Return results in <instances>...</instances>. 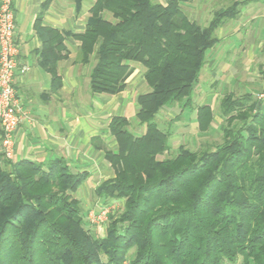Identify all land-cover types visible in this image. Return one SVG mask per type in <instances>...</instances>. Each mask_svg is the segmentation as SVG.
Instances as JSON below:
<instances>
[{"label": "trees", "instance_id": "obj_1", "mask_svg": "<svg viewBox=\"0 0 264 264\" xmlns=\"http://www.w3.org/2000/svg\"><path fill=\"white\" fill-rule=\"evenodd\" d=\"M91 1L85 31L73 35L78 62L94 63L90 93L122 92L133 63L150 89L136 101L141 136L126 118L109 124L116 149L105 158L115 177L96 195L124 200L123 210L108 217L100 238L73 196L86 172H72L61 158L43 165L0 155V264H264V104L253 102L214 149L180 147L162 160L170 135L154 122L167 105L192 102L216 31L252 0L233 1L205 26L181 9L194 0ZM240 106L232 96L221 101L228 122ZM213 120L208 106L197 109L199 131Z\"/></svg>", "mask_w": 264, "mask_h": 264}, {"label": "crops", "instance_id": "obj_2", "mask_svg": "<svg viewBox=\"0 0 264 264\" xmlns=\"http://www.w3.org/2000/svg\"><path fill=\"white\" fill-rule=\"evenodd\" d=\"M91 7V0H83L80 5L75 0H14L19 55L13 87L21 122L14 136L13 158L8 161L45 165L61 158L72 172L88 174L73 194H77L80 204L104 205L121 201L104 200L96 195L101 184L115 177L114 169L105 158L107 152L116 149V141L109 132L110 121L113 117L126 118L130 131L141 136L145 127L135 119L136 101L150 89L143 77V67L133 63V71L122 92L90 93L91 62H78L80 43L73 35L85 31ZM246 7L232 21L231 33L220 30L219 42L206 53L195 101L188 105L185 101L181 110L188 128L183 134V144L197 136L200 148L206 149L211 145L213 133L223 141L224 130L239 127L243 112L253 102L264 104V98H259L264 93V3ZM190 20L198 19L192 16ZM46 47L51 51L44 54ZM226 96L240 101L242 108L231 113L230 122L221 109V101ZM202 106H208L214 114L213 124L204 132L199 131L197 121V109ZM191 132L198 135L193 136ZM102 233L103 229L100 238L104 237Z\"/></svg>", "mask_w": 264, "mask_h": 264}, {"label": "rangeland", "instance_id": "obj_3", "mask_svg": "<svg viewBox=\"0 0 264 264\" xmlns=\"http://www.w3.org/2000/svg\"><path fill=\"white\" fill-rule=\"evenodd\" d=\"M154 1L161 3V4H165L167 2V0H154ZM233 1L235 0H210L207 3H204L202 0H194L190 3L182 4L181 9L183 10L184 14L187 15L189 19H191L192 16H194L195 18L197 17L198 20H194V21L197 22L200 26H205L210 22L215 11L221 8L228 7L229 5H231ZM238 1H241V0H238ZM263 3H264V0H257L255 2H249L248 6L254 5L258 7L260 5L262 6ZM245 7H243L242 9H245ZM106 18L111 19L110 16H107ZM232 21L233 20H229L225 22L219 28V30L216 31L215 35L217 36V38L219 36L220 30H223L225 33H229V34L231 33V29L233 28ZM93 65L94 63L92 60L90 64L91 69ZM202 74L200 75L202 76ZM201 76H200V81H201ZM195 89H194V92L192 93V100L194 101L196 98ZM184 102L185 100H183L181 103H171L170 105H167L166 107L162 108L159 111V113L156 115V117L154 118V122L157 124L158 128L161 129L165 133H169L170 135L169 136L170 150L166 154L162 156H158L159 160L173 157L174 155H176L179 147H183L193 152L195 151L201 152V150L207 151L215 147L216 144L219 145L222 143L221 137L218 135L216 136L215 133L211 134V139H210L211 145L209 147L207 146L206 149L205 147H202V149L200 148L201 146L198 142L197 136L192 137L196 139H192V138L189 139L186 144L182 143L183 134L185 132H188V128L187 127L185 128V125H184L183 116H181L182 111L184 109V106H183ZM167 109L169 110L168 112L165 111ZM191 134L193 136L196 134L198 135V133H195V132H191ZM3 168H5V166H3ZM75 195L77 196V194ZM75 195L73 196L78 200V197H76ZM79 206H80L82 213H84V215L87 217L85 219L86 224L93 231V233L99 237L101 229H103L102 234L105 235V229H106V225L108 222V217L116 216L117 214L119 215L121 213L124 207V200L121 199V201H118L112 204H104V205L102 204H79ZM101 207L108 208L106 209L108 210L106 217L104 218L102 222H97V221L91 222L89 219V213L93 211L94 213L98 214ZM133 256H134V252L130 251L129 259H132ZM235 264H242V261L239 259Z\"/></svg>", "mask_w": 264, "mask_h": 264}, {"label": "built area", "instance_id": "obj_4", "mask_svg": "<svg viewBox=\"0 0 264 264\" xmlns=\"http://www.w3.org/2000/svg\"><path fill=\"white\" fill-rule=\"evenodd\" d=\"M14 0H0V132L1 153L6 160L14 155V136L21 122L19 101L13 87L19 48L15 41ZM264 98V93L259 96ZM108 208L101 207L98 214L91 211V222H102Z\"/></svg>", "mask_w": 264, "mask_h": 264}]
</instances>
